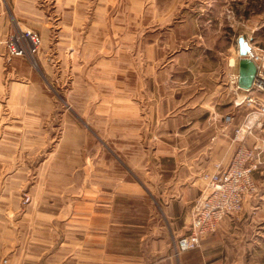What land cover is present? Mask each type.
<instances>
[{
  "label": "rangeland",
  "instance_id": "374dc122",
  "mask_svg": "<svg viewBox=\"0 0 264 264\" xmlns=\"http://www.w3.org/2000/svg\"><path fill=\"white\" fill-rule=\"evenodd\" d=\"M2 2L13 24L6 44L24 30L41 39L33 56H13L7 44L0 57L3 259L99 264L89 233L106 236V264H150V218L227 164L250 120L243 144L260 146L264 92L238 88V39L264 50V0ZM15 4L23 16L12 14ZM120 47L122 67L93 72ZM253 179L249 210L233 215L244 221L264 218V153Z\"/></svg>",
  "mask_w": 264,
  "mask_h": 264
},
{
  "label": "crops",
  "instance_id": "0c3cea01",
  "mask_svg": "<svg viewBox=\"0 0 264 264\" xmlns=\"http://www.w3.org/2000/svg\"><path fill=\"white\" fill-rule=\"evenodd\" d=\"M11 10L16 17L24 15L18 4H15ZM7 13L2 0H0V57L7 48L6 39L13 25ZM113 53L112 56L104 58L96 67H93V72L106 75L112 71V67H114L115 71L117 67H122L121 54L123 52L121 47L120 50H114ZM109 66L110 68L108 69ZM103 77L106 78L105 76ZM102 85V83L98 85L99 90L103 88ZM2 124H4V121ZM8 133L9 131L5 130V125H1L0 145L6 143L5 135ZM8 158L4 152L0 153V162H2L3 166V168H0V173L2 174L5 173L4 163L8 161ZM214 159L217 160V158ZM202 180L196 181L193 187L190 188L189 198L187 192H184L182 198L165 203L162 208L164 215L162 218H150V264H264V238H260L264 235V226L258 229V235L253 236L252 232H248L255 223L264 225V218L255 219L252 217L250 218L251 220L244 221L240 215L226 218L215 234L204 238L200 248L182 253L179 257H174V254H171L170 245L173 238L183 235L185 227L191 221L192 208L191 206L189 207L187 201L194 200L195 196L203 189L204 183ZM84 191L89 192V189L86 188ZM249 208L250 202L245 204L243 212L248 211ZM83 240L84 242L98 241V249H90L89 251L98 254L99 258H103V260H99V264H106V260H104L106 257V236L103 234L92 236L88 233L83 234ZM0 241L3 242V246L0 247L1 264L2 256L8 253L10 241V234L7 230L5 231V223L2 224ZM5 242H7L6 246ZM122 263V260L115 262V264Z\"/></svg>",
  "mask_w": 264,
  "mask_h": 264
},
{
  "label": "built area",
  "instance_id": "2783aa9c",
  "mask_svg": "<svg viewBox=\"0 0 264 264\" xmlns=\"http://www.w3.org/2000/svg\"><path fill=\"white\" fill-rule=\"evenodd\" d=\"M7 44L13 56H33L41 45V39L36 33L24 30L11 36ZM244 57L254 61L258 68V77L253 87L245 91L264 92V50L250 47ZM247 98L249 103H256L255 97ZM255 113L258 119L264 118V97ZM226 119L228 123L232 122L231 116ZM255 125L249 121L237 130L235 138L241 144L232 159L227 164L215 163L212 170L203 176L204 187L200 198L193 205L188 229L174 240L176 256L200 248L204 238L215 234L226 218L242 212L245 204L257 193L253 172L263 163L264 134L260 146L250 148L243 144L246 137L253 135ZM258 126L264 133V122L258 121ZM1 264H9V260L3 259Z\"/></svg>",
  "mask_w": 264,
  "mask_h": 264
},
{
  "label": "water",
  "instance_id": "95a60500",
  "mask_svg": "<svg viewBox=\"0 0 264 264\" xmlns=\"http://www.w3.org/2000/svg\"><path fill=\"white\" fill-rule=\"evenodd\" d=\"M238 44L241 56L239 60L238 85L243 90H250L258 77V68L254 61L244 57L250 46L243 36L239 38Z\"/></svg>",
  "mask_w": 264,
  "mask_h": 264
},
{
  "label": "bare ground",
  "instance_id": "6f19581e",
  "mask_svg": "<svg viewBox=\"0 0 264 264\" xmlns=\"http://www.w3.org/2000/svg\"><path fill=\"white\" fill-rule=\"evenodd\" d=\"M248 43H249V41H248ZM249 45H250V43H249ZM250 47H252L251 45H250ZM251 121V120H250Z\"/></svg>",
  "mask_w": 264,
  "mask_h": 264
}]
</instances>
